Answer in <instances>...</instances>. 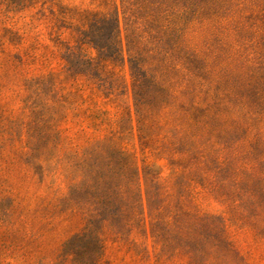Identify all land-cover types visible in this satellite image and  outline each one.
Here are the masks:
<instances>
[{"label": "rangeland", "instance_id": "obj_1", "mask_svg": "<svg viewBox=\"0 0 264 264\" xmlns=\"http://www.w3.org/2000/svg\"><path fill=\"white\" fill-rule=\"evenodd\" d=\"M150 9L0 0V264H264V0ZM117 11L124 62L97 49L112 26L91 27ZM128 51L160 89L138 73L142 114ZM122 164L140 173L144 222L91 225L97 200L134 180ZM145 169L161 192L150 206Z\"/></svg>", "mask_w": 264, "mask_h": 264}, {"label": "trees", "instance_id": "obj_2", "mask_svg": "<svg viewBox=\"0 0 264 264\" xmlns=\"http://www.w3.org/2000/svg\"><path fill=\"white\" fill-rule=\"evenodd\" d=\"M141 1L145 8L149 7L152 8L148 10V15L151 16L153 19H159L162 16H165L166 14L172 13L175 11V9L179 6H189L192 5L193 7L200 9L201 5L206 3L207 0H138ZM181 3L187 4V5H180ZM196 10V9H195ZM91 27L95 29L97 25L99 26L100 24L105 28H99L96 29L95 33H99L102 30L105 31L106 27H111L110 29V46L109 51L106 50V48H102L99 45H97V49L99 50L100 53H105L106 55L111 54L110 59L111 60H122L123 62L125 61L124 58V48H123V43H122V31L120 27V18H119V13L118 11L116 14L112 15H102V16H97L95 18V21L91 23ZM111 24V25H110ZM95 25V26H94ZM110 25V26H108ZM109 30V29H108ZM95 46L96 44L93 43ZM66 56L69 57V59L72 60L73 57L76 56L74 50L72 49H67L66 50ZM136 55L132 53V51H128V60L127 62L129 63V67L131 70V77L133 80L132 83V91L134 92V98H135V107H136V112L139 114L141 110L140 108L146 107V102H144V97H140L138 94V89H143V85L145 86L144 80L151 81L150 86L147 88H153L156 90L159 89L158 83H156L155 79H151L148 77V71L144 69L142 64H139L138 60L136 59ZM80 62L81 65H86L88 67L91 66L90 68V73L88 74V78L91 79L94 84L100 89L103 94L106 97L110 96H120L122 95L120 92L123 93L121 87H117L112 81H109L107 78L103 76L102 73L99 72L101 66L99 64H96L93 60H85L84 57H80ZM143 73V77H140L138 73ZM93 73V75H92ZM151 79V80H149ZM139 97V98H138ZM140 122L142 120L140 119ZM133 165H125L122 164L119 170H130L134 171L136 173V176L134 177V180L131 182L130 185L128 186H123L120 184L113 185V196L108 197L105 196L104 199L102 200H97L96 206L97 208L93 209L92 211V218L90 221V224H94L96 221H101L102 223L104 222H110L113 224H116L119 226V228H122L123 225H127L132 222V224H135L136 226H139L141 223L144 222V212H143V196L141 192V185H140V173L138 169L133 170ZM117 172V170L114 171V174ZM133 174V173H132ZM135 175V174H134ZM155 178L153 177V174L151 171H147L145 169V174H144V183L146 186V199L148 206H150V203L155 199V197H161V192H160V187L155 184ZM129 207L130 211L126 208ZM139 207H142V212L139 211ZM160 207L156 208H151L149 210V217L152 218L155 221V225L159 224V219L161 218V212H160ZM129 225V224H128ZM154 225V226H155ZM122 226V227H121Z\"/></svg>", "mask_w": 264, "mask_h": 264}]
</instances>
